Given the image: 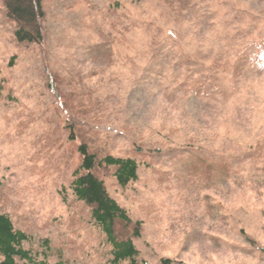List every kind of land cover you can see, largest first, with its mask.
Segmentation results:
<instances>
[{
	"label": "rangeland",
	"instance_id": "374dc122",
	"mask_svg": "<svg viewBox=\"0 0 264 264\" xmlns=\"http://www.w3.org/2000/svg\"><path fill=\"white\" fill-rule=\"evenodd\" d=\"M43 4L45 41L30 43L0 1V212L29 234L24 246L51 262L109 264L70 187L89 139L139 162L125 187L97 172L141 221L137 237L117 230L143 263L264 264V72L209 69L244 29L264 36V0Z\"/></svg>",
	"mask_w": 264,
	"mask_h": 264
},
{
	"label": "trees",
	"instance_id": "16d2710c",
	"mask_svg": "<svg viewBox=\"0 0 264 264\" xmlns=\"http://www.w3.org/2000/svg\"><path fill=\"white\" fill-rule=\"evenodd\" d=\"M0 1L6 15L15 23L14 35L19 42L45 41L44 0ZM249 28L244 29L246 33H239L233 37L242 42L229 47L222 46L217 50L209 67L211 78L227 70L230 64L235 67V75L243 76L250 71L264 72V36H255L254 28L251 30ZM220 33L226 35L228 32L223 30ZM244 35L248 37V41H243ZM201 86H205V83L202 82ZM3 90L4 85L0 82V98ZM203 94L206 95L207 92ZM75 123L74 121L70 126L71 140L77 139ZM77 151L81 161L73 171L70 187L76 199L83 201L89 207L93 223L99 228L109 246L108 263L145 264L140 260L139 250L132 239V236L140 235L141 221L132 219L127 209L110 194L105 181L97 172L101 169H109L117 183L125 187L138 179L139 162L132 157L95 151L89 139L81 141ZM118 222H122L125 226L133 225L132 236H121L117 230ZM29 240L30 236L27 232L17 229L11 217L7 213L0 212V264H65L62 260L51 262L46 250L41 254L25 247L24 243ZM160 264L189 263L162 258Z\"/></svg>",
	"mask_w": 264,
	"mask_h": 264
}]
</instances>
